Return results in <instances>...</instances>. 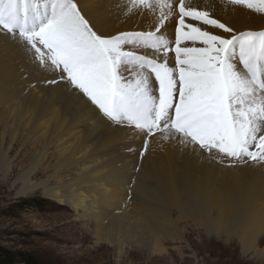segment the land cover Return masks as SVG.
<instances>
[{"label": "bare ground", "instance_id": "obj_1", "mask_svg": "<svg viewBox=\"0 0 264 264\" xmlns=\"http://www.w3.org/2000/svg\"><path fill=\"white\" fill-rule=\"evenodd\" d=\"M73 2L93 30L105 36L159 26V8H132L129 0ZM170 2L173 12L159 34L172 39L179 17L176 0ZM185 3L233 30L188 21L213 34L230 38L264 31V14L231 0ZM168 63L174 65V53ZM15 169L19 174L12 185H20L19 194L41 190L53 203L68 207L75 224H87L99 240L117 247L118 259L132 245L157 251L164 244H183L191 247L192 259H211L213 245L223 240L237 243L243 259H252L244 264L264 263V162L234 161L160 131L147 134L111 122L61 80L59 70L40 64L23 42L0 32L2 180L10 181ZM188 229L198 236L192 239ZM209 241V254L200 257V246Z\"/></svg>", "mask_w": 264, "mask_h": 264}, {"label": "snow or ice", "instance_id": "obj_2", "mask_svg": "<svg viewBox=\"0 0 264 264\" xmlns=\"http://www.w3.org/2000/svg\"><path fill=\"white\" fill-rule=\"evenodd\" d=\"M231 2L264 14V0ZM129 4L161 9L159 26L105 36L73 0H0V32L23 42L40 64L59 70L60 79L111 122L147 134L160 131L234 161L264 162V31L213 34L188 21L233 30L176 0L179 18L169 39L159 33L173 12L170 0Z\"/></svg>", "mask_w": 264, "mask_h": 264}, {"label": "rangeland", "instance_id": "obj_3", "mask_svg": "<svg viewBox=\"0 0 264 264\" xmlns=\"http://www.w3.org/2000/svg\"><path fill=\"white\" fill-rule=\"evenodd\" d=\"M18 174L15 169L7 182L0 177V264H244L252 260L243 259L237 243L227 245L223 240L213 245L216 253L211 259H192L191 247L183 244L181 248L164 244L157 251L132 245L118 259L117 247L99 240L87 224H75L68 207L53 203L41 190L19 194L20 185H12ZM187 234L192 239L198 236L192 229ZM210 244L200 246V257L209 254ZM227 250L235 256H226ZM6 255L11 258L3 259Z\"/></svg>", "mask_w": 264, "mask_h": 264}, {"label": "trees", "instance_id": "obj_4", "mask_svg": "<svg viewBox=\"0 0 264 264\" xmlns=\"http://www.w3.org/2000/svg\"><path fill=\"white\" fill-rule=\"evenodd\" d=\"M9 258H11L10 256H8V255H6V257H4L3 259H9ZM3 260H2V257H0V263L2 262Z\"/></svg>", "mask_w": 264, "mask_h": 264}]
</instances>
